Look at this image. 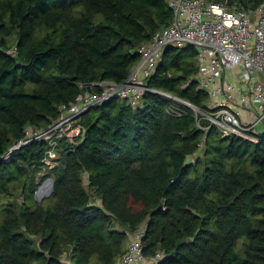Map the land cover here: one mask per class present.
I'll use <instances>...</instances> for the list:
<instances>
[{"label":"trees","instance_id":"obj_1","mask_svg":"<svg viewBox=\"0 0 264 264\" xmlns=\"http://www.w3.org/2000/svg\"><path fill=\"white\" fill-rule=\"evenodd\" d=\"M173 20L168 0H0V264H120L141 227L158 264H264V134L205 132L161 93L208 109L194 46L165 48L137 104L89 107L41 173L51 146L35 134L79 95L103 94V81L125 82L139 47Z\"/></svg>","mask_w":264,"mask_h":264},{"label":"built area","instance_id":"obj_2","mask_svg":"<svg viewBox=\"0 0 264 264\" xmlns=\"http://www.w3.org/2000/svg\"><path fill=\"white\" fill-rule=\"evenodd\" d=\"M168 2L174 12L173 22L139 47L140 60L125 82L103 81V94L79 95L74 102L62 106L58 122L43 133H36V137H45L62 124L66 125L70 139L80 136L83 113L110 97L118 96L137 104L150 89L147 81L154 74L165 48L172 45L180 49L196 47L198 72L194 79L200 89L208 92L210 101L208 109L202 110L187 100L169 93L164 95L189 106L195 113L198 127L205 132L214 127L222 137L240 136L252 142L261 140L264 134V0L257 8L249 9L233 5L229 0ZM170 112L181 115L185 111L174 104ZM204 120L209 123L205 124ZM28 141L21 140L11 153ZM54 152L56 147L51 146L45 161L47 166L52 165ZM143 236V227L129 233V251L120 264L159 263L163 252L147 257Z\"/></svg>","mask_w":264,"mask_h":264},{"label":"rangeland","instance_id":"obj_3","mask_svg":"<svg viewBox=\"0 0 264 264\" xmlns=\"http://www.w3.org/2000/svg\"><path fill=\"white\" fill-rule=\"evenodd\" d=\"M232 81H235V78H232ZM67 127L66 125L62 124L60 125V127H58L57 130L51 131L50 133L46 134L45 139L48 141L50 146H55L56 147V152H54V155L52 156L51 159V164L54 166L58 163L57 162V158L59 157V152L57 150V145L60 144L58 143V138H65V139H70L67 136ZM71 140V139H70ZM54 158V159H53ZM189 162L194 161V158H189L188 159ZM52 165L46 167L43 169V171L41 173H47L49 171V169L52 167ZM40 173V174H41ZM87 183V182H86ZM53 189V179L50 177H47L45 179H43L38 186V189L36 191L35 197L38 201H42L44 198L48 197V195L51 194Z\"/></svg>","mask_w":264,"mask_h":264},{"label":"water","instance_id":"obj_4","mask_svg":"<svg viewBox=\"0 0 264 264\" xmlns=\"http://www.w3.org/2000/svg\"><path fill=\"white\" fill-rule=\"evenodd\" d=\"M162 94H165V93H162ZM116 98H119L118 96H115Z\"/></svg>","mask_w":264,"mask_h":264}]
</instances>
